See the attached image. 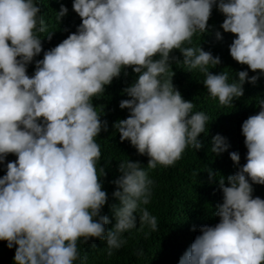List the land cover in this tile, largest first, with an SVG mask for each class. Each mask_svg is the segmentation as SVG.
Returning a JSON list of instances; mask_svg holds the SVG:
<instances>
[{
	"label": "clouds",
	"instance_id": "clouds-1",
	"mask_svg": "<svg viewBox=\"0 0 264 264\" xmlns=\"http://www.w3.org/2000/svg\"><path fill=\"white\" fill-rule=\"evenodd\" d=\"M72 7L82 18L77 30L45 50L43 40L53 31L40 35L49 27L41 4L0 0V164L7 169L0 176V240L15 248L16 264H84L79 243L93 237L106 240L111 256L127 242L124 233L138 228V217L139 228L158 230V218L144 206L155 183L148 169L174 165L188 146L203 148L200 136L211 119L193 111L195 101L173 83V62L204 73L207 92L227 106L244 96L246 82L264 76V0H73ZM214 8L225 15L222 28L236 34L232 57L260 70L255 75L213 72L221 57L194 43L209 32ZM68 13L61 4L60 23ZM215 35L223 39L221 31ZM128 67L138 75L119 106L130 115L114 128L150 159L147 168L140 160L119 162L112 196L120 203L112 204L116 223L108 228L96 138L109 122L93 98ZM257 100L259 111L242 124L246 163L231 151L236 172L225 177L208 167L223 193L214 212L220 219L200 225L179 264H264V197L254 195V185L264 184V97ZM230 148L227 136L212 137L216 155ZM9 154L17 158L8 160Z\"/></svg>",
	"mask_w": 264,
	"mask_h": 264
},
{
	"label": "trees",
	"instance_id": "trees-1",
	"mask_svg": "<svg viewBox=\"0 0 264 264\" xmlns=\"http://www.w3.org/2000/svg\"><path fill=\"white\" fill-rule=\"evenodd\" d=\"M41 4L42 12L49 25L47 32H52L49 40L44 38V49L54 47L65 39L71 32L77 30L82 18L73 9V0H37ZM61 4H66L69 13L62 22L57 19V11ZM225 15L218 9H213L210 17L209 32L202 36H194V43L202 44L205 50H211L213 54L221 57L222 63L211 70L220 72L227 70L230 77L238 79V71L248 69L249 75H255L247 64L235 60L229 45L236 34L227 32L222 28ZM216 30L223 33V39H218ZM174 55L183 59L179 49L174 50ZM43 52L36 57L42 59ZM35 62L29 67V74H34ZM182 62H173L169 70L174 73L173 83L180 89L185 99L195 101L193 111H205L210 117L208 133H201L200 138L204 147L196 149L188 146L182 157L174 165L165 166L158 164L156 168H149V176L155 181L152 200L147 207L158 218V230H152L149 226L137 227L124 233L126 243L119 249H115L111 256L107 253V242L93 237L85 243H79L82 256L87 257L84 264H179V260L188 249L196 235L200 234V225L215 224L220 217L215 216L217 206L222 202L223 193L219 186V177L215 182L210 178L208 167L225 177L238 170L235 161L230 157L231 151H239L241 164L246 163L247 147L245 136L242 133V124L248 116L259 111L258 97H264V76L257 83L248 81L245 83V94L237 98L233 105H222L219 98H212L207 92V86L203 83L204 73L199 70H187ZM211 68V66H209ZM132 67L127 68V74L123 71L121 76L114 78L110 85L106 86L103 96L94 97L93 102L98 111H103L102 119H107L109 127L102 131L96 139L101 146V159L97 163V169L103 166L106 175L101 177L103 187L109 193V201L103 208V213L110 217L108 228L114 227L116 217L112 204H119L117 197L112 196L117 185L112 181L120 175L119 162L126 159L140 160L144 167H148L149 156L140 154L130 140L121 141L120 134L114 128V122L127 118L130 115L127 108H121V99L130 98L123 92L137 77ZM217 133L227 136L231 148L222 154L216 155L211 151L212 137ZM16 154H9L8 160L16 159ZM6 167L0 164V176L6 173ZM254 195L264 197V184H255ZM95 245V247H94ZM142 250V254H141ZM15 248L7 247V241L0 240V264H16L14 261Z\"/></svg>",
	"mask_w": 264,
	"mask_h": 264
}]
</instances>
